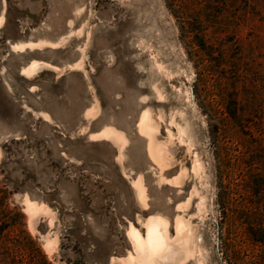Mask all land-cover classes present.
Instances as JSON below:
<instances>
[{"label": "rangeland", "instance_id": "374dc122", "mask_svg": "<svg viewBox=\"0 0 264 264\" xmlns=\"http://www.w3.org/2000/svg\"><path fill=\"white\" fill-rule=\"evenodd\" d=\"M223 174L264 178V0H0V182L54 264H136L157 219L160 264H228Z\"/></svg>", "mask_w": 264, "mask_h": 264}, {"label": "trees", "instance_id": "16d2710c", "mask_svg": "<svg viewBox=\"0 0 264 264\" xmlns=\"http://www.w3.org/2000/svg\"><path fill=\"white\" fill-rule=\"evenodd\" d=\"M191 28L194 34L198 32V29ZM229 114L237 119V112L231 111ZM227 184L229 180L224 174L221 175L218 202L222 217L233 218V226L229 225V231L223 238L225 259L228 264H264V252L250 261L242 258L244 247L240 244L242 240L239 233L246 225L250 242L264 248V219L258 212L261 206L256 202L264 198V178L253 177L246 182L245 191L254 199L246 201L244 207L240 203H236L235 207V193ZM15 191L0 182V264H54L29 232L26 215L20 208L11 205L10 197Z\"/></svg>", "mask_w": 264, "mask_h": 264}, {"label": "bare ground", "instance_id": "6f19581e", "mask_svg": "<svg viewBox=\"0 0 264 264\" xmlns=\"http://www.w3.org/2000/svg\"><path fill=\"white\" fill-rule=\"evenodd\" d=\"M27 209L33 213L36 208L33 205H29ZM162 223L163 222L159 219L153 221V224L148 226V234L146 237L142 236L136 229H132L131 238L133 245L137 250L136 252L139 254V259H137L136 264H160L162 262L164 263V261L168 262L170 260H174V258L172 259L173 254L186 246L187 230L179 228V239L176 241H171L169 239L168 232L164 227L165 225L163 226Z\"/></svg>", "mask_w": 264, "mask_h": 264}]
</instances>
